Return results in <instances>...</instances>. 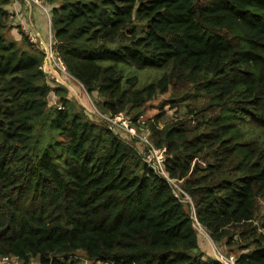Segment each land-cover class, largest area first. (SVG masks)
<instances>
[{"label":"trees","instance_id":"1","mask_svg":"<svg viewBox=\"0 0 264 264\" xmlns=\"http://www.w3.org/2000/svg\"><path fill=\"white\" fill-rule=\"evenodd\" d=\"M11 2L0 0V259L222 264L203 259L199 225L238 249L236 264H264V0H43L54 57L102 115L138 123L159 96L186 104L144 131L180 196L138 140L51 86L46 52L7 37ZM128 69L159 76L141 85Z\"/></svg>","mask_w":264,"mask_h":264},{"label":"rangeland","instance_id":"2","mask_svg":"<svg viewBox=\"0 0 264 264\" xmlns=\"http://www.w3.org/2000/svg\"><path fill=\"white\" fill-rule=\"evenodd\" d=\"M47 11H51V8L49 5L45 6ZM41 8V7H40ZM13 22V21H12ZM6 35L10 40H15L18 41V43L21 44H27L25 41L28 40L30 44H33V46L38 47L41 51L46 52L47 57L45 60V63L43 65V69L50 74L49 75V82L52 87H64L68 90V98L70 99L71 102L74 103V105L77 107L78 111L81 109L85 110L86 116L95 121V122H100V121H105L103 120V116L100 110V104L102 103L103 99L96 93L94 94H89L86 89L78 82L76 81L73 77H71L67 72L65 71L64 67L58 61L54 56H52L53 52L50 50L47 51V48L42 46L40 41H38V38L36 36V43H31L30 38L27 36L24 30L19 28H11L6 31ZM51 35H52V30H51ZM27 38V39H26ZM49 49L51 43L48 44ZM52 48V47H51ZM48 58L53 60V67L54 70L51 69L50 64L48 63ZM51 60V61H52ZM134 74L137 75L140 79L141 85H146L150 82H153L158 78L159 73L155 71H137V70H131L128 69L126 70V75ZM170 98L169 94L159 96L155 101L150 102L146 106V111L138 121V123H131L128 120L127 117L130 119L133 118L132 115L130 116H122L119 119L117 118L113 123L117 122L118 124L112 125L109 124L111 128H114L115 131L117 132V129H119L120 133L125 136V141L128 142L131 140V134L128 132L127 126L131 127V130L134 131V134L136 135H144L146 130L150 129V125L154 123L160 128H163L164 125H167L168 123L174 122L176 119H180L183 116L186 115V104H180L178 108H170L169 106H165L162 108V104L166 102ZM51 108H54V106L62 108V105L59 101V98L55 95H51ZM54 105V106H53ZM193 105V104H192ZM163 115L160 119H158L159 116ZM131 142V141H130ZM129 143V142H128ZM139 144V147H143V144L140 143V141L136 142ZM134 143V144H136ZM133 144V143H131ZM177 186V184H176ZM177 194L180 196L182 194L181 189L177 186ZM183 201L186 203L187 206H191V201L186 198ZM189 208V207H188ZM190 210V208H189ZM264 216V205L261 204L260 206V211L258 212V217L257 218H262ZM197 232H198V238H199V244H200V249L201 252L203 253V259L207 261H212V260H220V261H226L231 256H238L240 252L238 249L235 248V250H231L229 247H223L220 248L207 234L204 228L201 226H197ZM81 255V254H80ZM81 261L85 263V259L81 258ZM14 264H17L16 262L12 261Z\"/></svg>","mask_w":264,"mask_h":264},{"label":"built area","instance_id":"3","mask_svg":"<svg viewBox=\"0 0 264 264\" xmlns=\"http://www.w3.org/2000/svg\"><path fill=\"white\" fill-rule=\"evenodd\" d=\"M36 5H38L39 7H41L43 9V11L45 12V14L48 16L49 19V23L51 25V16L49 11H47L46 9V5L44 4L43 0H32ZM25 33L27 34V36L30 38L31 43H36V36L29 32V31H25ZM51 43V47H52V42ZM50 47V51H52V48ZM52 56H54L52 54ZM103 120H105L108 124H112V125H117L118 123L115 122V124L113 123V121H115L117 118L119 119L120 117L124 116L123 114H120L119 116L115 117V118H111V117H107L102 115ZM126 116V115H125ZM127 117V116H126ZM128 120L130 121V124L132 123V121L130 120L129 117H127ZM115 125V126H116ZM110 126V125H109ZM127 130L128 132H130L131 134V138L133 140H138L140 141L141 144H143L142 147V154L144 156V161L155 171H157L161 176L167 178L169 180V182L177 189L176 183L172 180L169 179L168 173L165 170V162H166V149H158L155 147V145L153 144V142L150 139V136L148 135V133H145L144 135H136L134 134V131L131 130V127L127 126ZM114 131L115 129L112 128ZM119 130V129H117ZM186 198L189 199L188 196H186ZM190 200V199H189ZM12 261L16 262L17 264H20L16 259L13 258H8V257H4L2 259H0V264H14ZM220 261V260H219ZM222 264H236L234 257L231 256L228 259H226V261H220ZM29 264H40L38 261H31ZM85 264H92L88 261L85 260ZM98 264H108V263H98Z\"/></svg>","mask_w":264,"mask_h":264},{"label":"crops","instance_id":"4","mask_svg":"<svg viewBox=\"0 0 264 264\" xmlns=\"http://www.w3.org/2000/svg\"><path fill=\"white\" fill-rule=\"evenodd\" d=\"M8 10L11 13V21H13L12 26L14 28L16 27L17 30L21 28L24 31L33 33L44 47L49 46L48 44L53 42L48 16L32 0H12ZM51 60L48 58L50 66L55 63ZM51 69L54 70L52 66Z\"/></svg>","mask_w":264,"mask_h":264},{"label":"water","instance_id":"5","mask_svg":"<svg viewBox=\"0 0 264 264\" xmlns=\"http://www.w3.org/2000/svg\"><path fill=\"white\" fill-rule=\"evenodd\" d=\"M46 48H47V51H49L50 49H49V46H46Z\"/></svg>","mask_w":264,"mask_h":264}]
</instances>
